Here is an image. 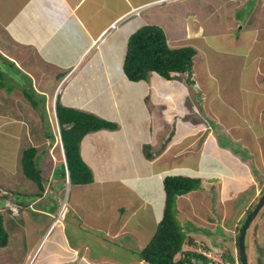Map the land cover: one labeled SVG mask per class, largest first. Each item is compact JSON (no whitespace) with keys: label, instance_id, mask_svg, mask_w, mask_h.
<instances>
[{"label":"crops","instance_id":"crops-1","mask_svg":"<svg viewBox=\"0 0 264 264\" xmlns=\"http://www.w3.org/2000/svg\"><path fill=\"white\" fill-rule=\"evenodd\" d=\"M244 2L0 0V60L7 66L13 61L18 76L44 64L54 73L53 80L46 81L58 88L53 92L57 90L63 105L117 123L115 129L90 131L80 141L81 157L93 173L91 183L67 185L62 173L54 177L47 169L41 171L43 190L33 181L29 190L17 188L11 179L23 175L20 156L25 147L12 167L5 168L2 188L22 219L5 206L3 225L12 222L21 238L29 224L36 235L22 255L10 245L8 261L16 253L17 264H147L138 252L162 216L163 178L182 175L199 179L200 185L175 199L177 220L187 236L176 257L195 250L192 239L210 251L220 244L227 254H214L221 261V255L229 258L222 264H238V226L264 190V0H254L255 14L240 11ZM116 20V28L101 39ZM149 23L163 29L170 47L195 50L190 85L181 74L167 80L151 72L156 76L146 77L151 78L148 82L124 75L127 39ZM123 32V40H115ZM84 63L88 75L80 85L71 76ZM1 72L16 81L8 70ZM165 81L171 88L162 92ZM103 92L105 100L99 101ZM161 103L184 110L170 113ZM189 107L192 112H187ZM227 111L241 118H228ZM64 184L71 189L70 202L58 214ZM49 199L57 203L51 205ZM6 231L9 242L12 233ZM95 243L104 249L110 245L112 254L94 251Z\"/></svg>","mask_w":264,"mask_h":264},{"label":"trees","instance_id":"trees-1","mask_svg":"<svg viewBox=\"0 0 264 264\" xmlns=\"http://www.w3.org/2000/svg\"><path fill=\"white\" fill-rule=\"evenodd\" d=\"M194 53L195 50L190 46L170 47L160 26L151 23L143 24L132 32L127 39L122 70L127 79L131 81L144 80L151 72L167 80L177 77L180 73H186L188 74L187 78H185L186 82L192 83L189 75L191 74L192 66L191 57H193ZM9 65L13 67L14 62L9 61ZM1 78H4V75L0 70V88L4 87ZM7 91L11 93L15 89L10 87L7 88ZM21 93L32 107L45 111V99L42 102L37 100L41 98L42 94L36 95L34 89L24 85ZM42 111L40 112L43 113ZM54 112L59 125L69 184L91 183L93 181V173L81 157L80 141L90 131L102 128L115 129L117 123L90 111L63 105L58 95L55 98ZM144 152L147 158L151 157L147 147L144 148ZM36 153L35 146L28 145L23 148L20 156V169L27 179L37 185L39 190H43L41 170H39L40 168L36 162ZM61 166L62 175L65 177L62 162ZM199 185L200 180L197 178L182 175L164 176L163 189L165 198L162 216L156 225L152 237L139 250L140 259L146 261L147 264H198V260L202 264H222L224 261H229L226 255H221L222 261L218 258L219 260L215 263L211 256L204 254L202 251H186L182 252L183 255L176 257L178 252L181 251L187 236L181 231L182 228L175 217V199L177 195L196 189ZM3 226V216L0 212V247L5 246L8 242V232ZM189 243L191 245L194 244L200 250L205 249L193 242L192 239ZM191 258L197 261L193 263ZM258 263L261 264V260ZM231 264L234 263L232 262ZM238 264H241L239 256Z\"/></svg>","mask_w":264,"mask_h":264},{"label":"rangeland","instance_id":"rangeland-1","mask_svg":"<svg viewBox=\"0 0 264 264\" xmlns=\"http://www.w3.org/2000/svg\"><path fill=\"white\" fill-rule=\"evenodd\" d=\"M244 1L245 2L242 6V10L240 11H243L244 14H255L257 7L256 5H254V0H244ZM143 12L144 11H142L141 14H143ZM263 12L264 10L261 8L260 13L262 14ZM134 18H137V17H134ZM115 28L116 27L108 29L105 37H107V35L111 33L113 29ZM124 36H125L124 32L123 34L119 33L115 37V40L122 41L123 40L122 38H124ZM23 57H21V59H23ZM26 60L28 61L29 57ZM114 60H116V57H114ZM43 65L44 64L42 63L40 65H37L39 69L36 68L35 66L30 67L26 70L27 74L24 73L25 75L23 74L22 76H18V72L14 68V66L13 67L7 66L5 62L0 60V70H3V71L8 70L9 72L8 74L16 80L13 82L12 80L8 79L7 75L5 74L4 78H1L4 83V87L6 89L10 87H14L15 91L11 93H8V92L6 93V92H3L2 89H0V200H2L3 198L5 199V194L9 195L7 196L6 201H5V204H7L8 202L9 204L8 206H12L13 203L11 201L10 194L7 191H5L4 188H2L3 185H2L1 179H3L5 168L6 167L8 168V166L12 167V163L14 159H16L17 161V157H19L20 155L19 153L23 147H26L28 145L36 146V150H39L36 162L38 163V166L40 167L41 171H45L46 173L47 172L46 170L48 169L50 173L52 174V176L58 177V178L61 177V173H62L61 171L62 169V166H61L62 150H61L60 142L58 138V132L56 128V122L54 119V113L52 112L53 111V101H54L55 96H57L58 94L57 92L58 88L56 87L57 88L56 94L55 96L53 95V99H52V92L56 88H54L53 83H49V81L53 80L54 73H52L50 69H48L47 66L45 65L43 66ZM77 65H79V63ZM74 69L75 68H73L70 72H72ZM88 69H89L88 64L84 63L82 66H80L79 69H77L72 74L71 80L77 77L79 84L82 85L83 79L88 75L86 73ZM92 69H94V71L98 70V68H96L95 70L94 67ZM68 71H69V68L65 70L63 73H68ZM241 72L243 74V79L247 80L246 71H241ZM149 76H156V75L153 73H150L148 77ZM49 78L50 80L47 82L46 79H49ZM181 78H183V82H185L186 85L191 84V82H186L185 78L187 77H185V75H181ZM146 81L147 82L151 81V78L147 79ZM67 83L69 84L72 82H67ZM167 84H168V81L162 82L161 84L162 92L164 91L165 88L166 89L171 88V86L167 88ZM23 85L28 88H32L36 91L43 89L45 93H43L41 95V98H38L37 100H39V102H42L45 99V104H44L45 111H42L41 109L38 110L37 108H34L29 104V102L24 98V96L21 93V89L23 88ZM62 87L63 86H61V88ZM192 87H196V85H192ZM134 89L136 88L134 87ZM90 90L93 91V89H90ZM61 91L62 89L59 91V93ZM54 93L55 92H53V94ZM108 94H109V91H108ZM103 95H104V92L101 93L99 96H97V98H99V101H102ZM104 100L105 98H103V101ZM186 100L187 98H185L184 101ZM159 106L164 107V109L166 110L171 109L170 113L174 110L175 111L178 110V109L171 108L172 106L170 107L169 104L161 103L159 104ZM7 108H10V109L7 110ZM179 110H181L180 112H183L184 109L181 107ZM40 111H42L43 113H41ZM188 111L192 112V109L189 107V109H187V112ZM101 112L103 114V112H105V109L98 113L101 114ZM227 112L229 113L226 115V117L228 118L233 119V118L238 117V115H236L235 117L236 113L233 114L232 113L233 111L232 112L227 111ZM177 116L182 117V115H177ZM186 116L189 117L188 114H186ZM238 118H241V117H238ZM8 121L10 123H7ZM239 123H244V122H242V120H239ZM231 150L235 151V149L232 147H231ZM251 152L253 151L251 150ZM2 164L4 165V168ZM11 181H14L12 184H15L17 188H21V189L24 188L26 190H29V188L32 187L31 185L32 181L25 178L23 175H20V173H16L15 176L11 179ZM62 189H63V192H61L59 196L60 204L62 203L63 200L69 203L71 189L69 190L66 189V184H64ZM17 190L19 191V189ZM46 197L51 198L52 194H48ZM55 203L57 202L52 199L51 200L49 199V204L53 205ZM3 207H5V205H0V212L1 210H3ZM56 209H57V206H56ZM174 209H175V205H174ZM10 211L12 212V210ZM29 214L31 217H34L35 219L39 218L37 217V215H35L37 213L30 211ZM13 215H17L18 218L22 219L21 213H19L18 209L16 208H14ZM17 217H12V218L16 219ZM57 217L59 218V216ZM175 217L176 218L178 217L176 215V212H175ZM179 224L181 228L184 225L183 223H179ZM5 227L10 233H12V236L8 244H6L3 247H0V264H10L11 261H13V264H17L19 263V259L16 257V253L14 256L10 258V261H8L9 256L12 255V253L10 252V245L15 244L16 252H18L19 255H22L23 250L27 249L29 245H31L32 243L36 241L35 240L36 235H33L32 233L33 228H31L29 224H27L26 226L27 228L26 233L23 234L21 238L16 236L15 232L17 231V227H15L12 222L10 224L5 223L4 228ZM239 227H240V224L237 229L238 231H239ZM66 228H70L69 224L67 225ZM183 230L184 228H182L181 231ZM245 233L246 234L244 238V243H245V251H246L248 264H257V262L261 260V257L264 254V204L260 208L256 216L253 218V220L250 222ZM15 239H18V240H15ZM236 243H237V251H238V235L236 237ZM198 245L200 247H203V244L201 242L198 243ZM219 245L220 244H217L215 246L213 244L214 247L211 249V251L209 250L207 254H210L213 256H216L214 252L223 254L221 251H224V250ZM92 249H94V251L99 250V252H106L108 254H112V252L110 251V245L107 246L106 249H104L102 248V245L95 243L94 245L92 244ZM195 250L200 251V252L202 251L199 248H195ZM204 252L206 253V251ZM224 252L227 254L226 251ZM238 256H239V253H238ZM123 257L126 258L125 254L123 255ZM226 262L229 263V261H226Z\"/></svg>","mask_w":264,"mask_h":264},{"label":"water","instance_id":"water-1","mask_svg":"<svg viewBox=\"0 0 264 264\" xmlns=\"http://www.w3.org/2000/svg\"><path fill=\"white\" fill-rule=\"evenodd\" d=\"M54 105L55 104L53 103V109H55ZM58 128H59V125H58ZM62 149H63V146H62ZM263 204H264V190L261 193L254 207L246 214L245 218L240 224L239 231L237 232L238 233V252H239V260L241 264H248L246 251H245V243H244L246 229L248 228L250 222L256 216L260 208L263 206Z\"/></svg>","mask_w":264,"mask_h":264},{"label":"clouds","instance_id":"clouds-1","mask_svg":"<svg viewBox=\"0 0 264 264\" xmlns=\"http://www.w3.org/2000/svg\"><path fill=\"white\" fill-rule=\"evenodd\" d=\"M117 21H119V20H116V21H114V22H112V23H110V25L108 26V28L104 31V32H102V34L99 36V37H101V39H104L105 38V36H106V34H105V32H107V30L109 29V28H114L115 27V25H116V23H117ZM118 25V24H117ZM126 50V49H125ZM125 55V54H124ZM123 71V70H122ZM124 73V72H123ZM181 75H185V77H187L188 76V74H186V73H180ZM179 74V75H180ZM125 75V74H124ZM189 77H193V74L191 73L190 75H189ZM127 78V77H126ZM190 78V79H191ZM55 98H56V96H55ZM55 98H54V101H53V103L55 104ZM55 106V105H54ZM55 111V109H53V113H54V119H55V122H56V128H57V132H58V138H59V142H60V147H61V150H62V164L64 165V171H65V180H66V184L67 185H69V178H68V171H66V163L64 164L63 163V158H64V160H65V155H64V151H63V149H62V142H61V137H60V130H59V128H58V121H57V117H56V113L54 112ZM65 162H66V160H65ZM67 180H68V182H67ZM65 199H66V197H65ZM64 201V200H63ZM65 204H66V201L64 202ZM9 204H8V202H7V204H5V206L6 207H8L10 210H12V212H14V208H16V209H18L16 206H14V205H12V206H8ZM61 205V204H60ZM60 213V206H59V208H58V214ZM57 214V215H58ZM194 251H196V250H194ZM202 251H206V253L207 252H209V251H207V250H205V249H203ZM197 252V251H196ZM208 256H210V255H208ZM212 257H213V255H212ZM214 257H216V256H214ZM192 259H194V258H191V260ZM197 260L196 259H194V262L193 263H195ZM192 262V261H191ZM198 264H202L201 262H200V260H198Z\"/></svg>","mask_w":264,"mask_h":264},{"label":"built area","instance_id":"built-area-1","mask_svg":"<svg viewBox=\"0 0 264 264\" xmlns=\"http://www.w3.org/2000/svg\"><path fill=\"white\" fill-rule=\"evenodd\" d=\"M63 163L65 164L66 162H65V160H64V158H63ZM204 254H207V253H205L204 251H202ZM207 255H210V254H207ZM211 257H212V255H210ZM213 258V260L215 261V263H216V261L217 260H219L217 257H212ZM192 262H194V259H192L191 260ZM261 264H264V254L262 255V257H261Z\"/></svg>","mask_w":264,"mask_h":264},{"label":"bare ground","instance_id":"bare-ground-1","mask_svg":"<svg viewBox=\"0 0 264 264\" xmlns=\"http://www.w3.org/2000/svg\"><path fill=\"white\" fill-rule=\"evenodd\" d=\"M53 66V65H52ZM120 71V70H119ZM95 84V83H94ZM60 85H61V83H60ZM96 87V86H95ZM60 91V90H59ZM56 94V93H55ZM95 98V97H94ZM52 99H53V96H52ZM11 114V113H10ZM19 147V146H18ZM189 147V146H188ZM70 201V200H69ZM65 202V200L64 201H62V203H61V205H60V211H61V209H62V207H63V204H65L64 203ZM58 220V219H57ZM32 262V261H31Z\"/></svg>","mask_w":264,"mask_h":264}]
</instances>
